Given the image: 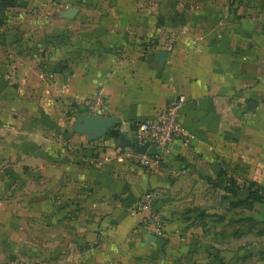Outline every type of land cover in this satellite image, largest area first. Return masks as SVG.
<instances>
[{
  "label": "crops",
  "instance_id": "0c3cea01",
  "mask_svg": "<svg viewBox=\"0 0 264 264\" xmlns=\"http://www.w3.org/2000/svg\"><path fill=\"white\" fill-rule=\"evenodd\" d=\"M174 94L154 169L69 130L100 96L133 141ZM0 264H264V0H0Z\"/></svg>",
  "mask_w": 264,
  "mask_h": 264
},
{
  "label": "built area",
  "instance_id": "2783aa9c",
  "mask_svg": "<svg viewBox=\"0 0 264 264\" xmlns=\"http://www.w3.org/2000/svg\"><path fill=\"white\" fill-rule=\"evenodd\" d=\"M183 101V95L174 94L163 109L153 116L137 121L134 124L132 144L124 146L116 156L131 159L144 168H156L160 163V154L172 140L178 139L182 143L188 140L189 135L180 122ZM87 107L92 112L104 108L100 96L87 102ZM145 140L149 141L152 149L148 150V145L143 152L136 151L133 145L142 144ZM154 200L155 193L152 190H145L135 201L134 209L142 212L136 228L159 236L164 220L161 210L153 205Z\"/></svg>",
  "mask_w": 264,
  "mask_h": 264
},
{
  "label": "water",
  "instance_id": "95a60500",
  "mask_svg": "<svg viewBox=\"0 0 264 264\" xmlns=\"http://www.w3.org/2000/svg\"><path fill=\"white\" fill-rule=\"evenodd\" d=\"M76 8L69 6L62 10H59V14L63 17H72L75 13ZM165 49H158L152 53L153 65L161 67L166 56ZM119 119L114 115L101 114L97 112H92L88 110H82L78 113L74 119L71 121L70 132H76L78 134H84L86 139H95L109 133L111 136L116 138V144L119 147L132 144V139L122 131L119 130L117 124ZM149 145V141L145 140L142 144H134L133 147L138 152H143L145 148ZM210 168L217 172L218 164L216 162L210 163ZM148 240L153 241L156 245L163 242V238L149 233Z\"/></svg>",
  "mask_w": 264,
  "mask_h": 264
},
{
  "label": "trees",
  "instance_id": "16d2710c",
  "mask_svg": "<svg viewBox=\"0 0 264 264\" xmlns=\"http://www.w3.org/2000/svg\"><path fill=\"white\" fill-rule=\"evenodd\" d=\"M238 1V0H235ZM260 1V0H259ZM250 193L248 194L247 198L251 200H261L260 196L254 193V191H249Z\"/></svg>",
  "mask_w": 264,
  "mask_h": 264
}]
</instances>
